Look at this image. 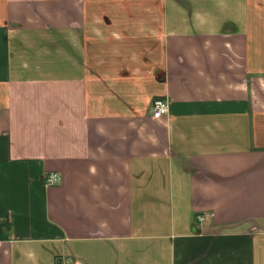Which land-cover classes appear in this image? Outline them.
<instances>
[{"label":"crops","instance_id":"0c3cea01","mask_svg":"<svg viewBox=\"0 0 264 264\" xmlns=\"http://www.w3.org/2000/svg\"><path fill=\"white\" fill-rule=\"evenodd\" d=\"M64 259L264 264V0H0V264Z\"/></svg>","mask_w":264,"mask_h":264},{"label":"built area","instance_id":"2783aa9c","mask_svg":"<svg viewBox=\"0 0 264 264\" xmlns=\"http://www.w3.org/2000/svg\"><path fill=\"white\" fill-rule=\"evenodd\" d=\"M153 107V115L156 118H161V116L167 114L170 110L169 106V100L168 98L161 97V98H155L152 103ZM61 181V176L56 171H49L47 172L45 176V182L48 184H58ZM214 216V213L212 211L207 212H201L196 215V221L198 223L205 222V219L209 216ZM71 260L70 259H64L60 264H68Z\"/></svg>","mask_w":264,"mask_h":264}]
</instances>
